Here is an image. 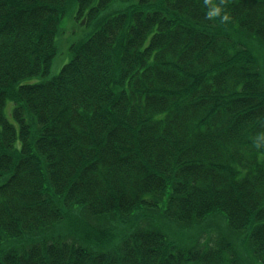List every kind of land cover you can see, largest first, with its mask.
I'll return each mask as SVG.
<instances>
[{"label":"trees","instance_id":"trees-1","mask_svg":"<svg viewBox=\"0 0 264 264\" xmlns=\"http://www.w3.org/2000/svg\"><path fill=\"white\" fill-rule=\"evenodd\" d=\"M72 6L89 37L20 83L50 72ZM227 10L223 25L201 0H0V264H244L246 245L264 264V0ZM75 207L94 224L75 230ZM212 213L221 233L176 241ZM61 221L71 233L40 235Z\"/></svg>","mask_w":264,"mask_h":264},{"label":"rangeland","instance_id":"rangeland-1","mask_svg":"<svg viewBox=\"0 0 264 264\" xmlns=\"http://www.w3.org/2000/svg\"><path fill=\"white\" fill-rule=\"evenodd\" d=\"M76 14H77V6H72L68 10L62 21L60 22L59 31L56 36V44L58 47V52L53 60L52 66L50 68V72L46 75L38 74L35 76L24 78L23 80H21L20 83H36L39 81L47 80L57 75L60 72L63 65L72 58V52L70 50L71 44L74 42L87 39L90 33L92 32L91 25H88L84 21L85 19L82 16L80 18H77ZM12 108H13V102L9 101L6 105L5 111L8 118L14 121V117L12 115ZM138 212H135L131 218L133 219L135 215H138ZM70 215L71 216H66L64 220L71 222L72 219L74 218L76 220L74 229L77 231H79V227L84 224V221H86L87 226H91L95 222L94 220H90L87 218L88 216L84 214V209L82 207L81 209L75 207L70 212ZM116 219L115 218L112 219L113 224H117ZM106 221H107L106 224L111 223L109 218H107ZM225 226H226V222L223 215L220 213H212L207 218L200 221L198 224H193V225L191 224L185 227L184 226L178 227V230H176L175 235L174 233L172 235H174L176 241L179 243L191 241V240H197V239L202 240L205 239L206 237L216 236L218 233H221L222 229H225ZM72 229L73 226L71 224L67 225L65 222L61 221L57 226L41 232L40 235L46 237V236H53L56 234L59 235L61 233L67 234V233H71ZM2 240H3V242L1 243L2 247H6V246L22 247V245L25 244L28 239L26 236H22L15 238H4ZM248 246L249 245H246L247 249L249 248ZM246 248H243L244 254L246 255V259H247L244 262V264H251L250 262L253 260V258L252 256L250 257L247 256V255H251V253L250 252L247 253Z\"/></svg>","mask_w":264,"mask_h":264},{"label":"clouds","instance_id":"clouds-1","mask_svg":"<svg viewBox=\"0 0 264 264\" xmlns=\"http://www.w3.org/2000/svg\"><path fill=\"white\" fill-rule=\"evenodd\" d=\"M204 8V18L208 21L219 22L227 25L231 22L232 17L227 10L229 0H201ZM258 123L264 125V117L259 118ZM252 146L257 151L264 149V131L256 133L252 137Z\"/></svg>","mask_w":264,"mask_h":264}]
</instances>
